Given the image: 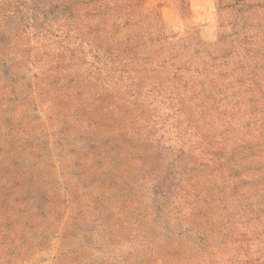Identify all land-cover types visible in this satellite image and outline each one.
I'll list each match as a JSON object with an SVG mask.
<instances>
[{
  "label": "rangeland",
  "instance_id": "374dc122",
  "mask_svg": "<svg viewBox=\"0 0 264 264\" xmlns=\"http://www.w3.org/2000/svg\"><path fill=\"white\" fill-rule=\"evenodd\" d=\"M0 264H264V0H0Z\"/></svg>",
  "mask_w": 264,
  "mask_h": 264
}]
</instances>
